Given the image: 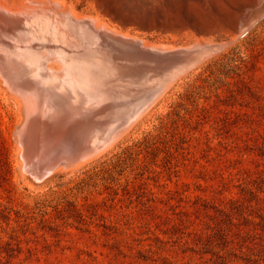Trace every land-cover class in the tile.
<instances>
[{
	"label": "rangeland",
	"instance_id": "374dc122",
	"mask_svg": "<svg viewBox=\"0 0 264 264\" xmlns=\"http://www.w3.org/2000/svg\"><path fill=\"white\" fill-rule=\"evenodd\" d=\"M65 1L154 43L225 46L43 182L0 94V264H264V0Z\"/></svg>",
	"mask_w": 264,
	"mask_h": 264
},
{
	"label": "bare ground",
	"instance_id": "6f19581e",
	"mask_svg": "<svg viewBox=\"0 0 264 264\" xmlns=\"http://www.w3.org/2000/svg\"><path fill=\"white\" fill-rule=\"evenodd\" d=\"M66 2L0 0V94L18 112V161L34 182L73 172L109 150L173 81L216 52L202 40L186 47L154 43ZM115 37L138 40L159 57L203 53L159 76L118 51Z\"/></svg>",
	"mask_w": 264,
	"mask_h": 264
},
{
	"label": "water",
	"instance_id": "95a60500",
	"mask_svg": "<svg viewBox=\"0 0 264 264\" xmlns=\"http://www.w3.org/2000/svg\"><path fill=\"white\" fill-rule=\"evenodd\" d=\"M113 45L118 51H121L124 55H131L137 60L138 66L142 70L151 68L156 75H164L167 67H176L184 69L189 65L188 57L193 56L196 60L199 59V55L203 52L201 49L191 50H179L178 52H167L161 54L159 57L157 53L143 49L141 43L138 40L130 38L115 37L113 39ZM222 46H208V51H218ZM150 54H153L152 56ZM151 56V57H150Z\"/></svg>",
	"mask_w": 264,
	"mask_h": 264
},
{
	"label": "trees",
	"instance_id": "16d2710c",
	"mask_svg": "<svg viewBox=\"0 0 264 264\" xmlns=\"http://www.w3.org/2000/svg\"><path fill=\"white\" fill-rule=\"evenodd\" d=\"M78 213L80 214V216H82L81 212L78 211Z\"/></svg>",
	"mask_w": 264,
	"mask_h": 264
}]
</instances>
